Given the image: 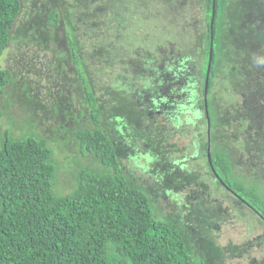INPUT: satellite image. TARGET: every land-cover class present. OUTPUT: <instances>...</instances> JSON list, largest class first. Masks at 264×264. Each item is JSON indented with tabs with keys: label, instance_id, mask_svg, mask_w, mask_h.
Here are the masks:
<instances>
[{
	"label": "rangeland",
	"instance_id": "obj_1",
	"mask_svg": "<svg viewBox=\"0 0 264 264\" xmlns=\"http://www.w3.org/2000/svg\"><path fill=\"white\" fill-rule=\"evenodd\" d=\"M22 1L12 42L0 58V71L10 73L0 94L2 130L49 141L58 163L56 192L70 194L77 174L97 165L77 140V132L92 125L84 103L86 79L100 106L111 108L119 123L130 122L128 131L112 133L128 151L122 165L151 189L164 215L177 213L189 224L193 253L207 256L205 237L222 251L205 264H264L263 224L218 185L202 146L210 135L225 146L234 175L255 184L264 198V0L227 1L215 78L220 85L212 105L217 126L211 134L202 108L207 0ZM51 10L59 14L58 27L44 19ZM244 29L251 33L247 43L253 51L243 58L247 66L237 69L231 58L242 52ZM69 32L77 38L79 67L71 58ZM240 71L249 83L226 85ZM244 114L246 123L240 121ZM172 115L180 116L179 126ZM157 153L172 160L171 184L159 181L165 167L147 159Z\"/></svg>",
	"mask_w": 264,
	"mask_h": 264
},
{
	"label": "trees",
	"instance_id": "obj_2",
	"mask_svg": "<svg viewBox=\"0 0 264 264\" xmlns=\"http://www.w3.org/2000/svg\"><path fill=\"white\" fill-rule=\"evenodd\" d=\"M227 1L207 0L206 6L209 30L201 72L205 95L212 48L206 98L209 118L205 98L202 100L209 134L217 126L212 105L216 87L220 85L215 78L223 52ZM22 11V0H0V58L12 42L11 31ZM44 19L49 26H59V14L55 10H51ZM244 30L242 52L232 54L234 59L231 58L237 69L247 66L243 58H248L246 51H253L247 43L251 33ZM68 37L71 58L79 67L77 38L70 32ZM240 73H232L231 79L230 76L226 78V85L237 88V82L238 85H242L244 80V83H249L246 75ZM9 82L10 73L0 71V94L4 93ZM158 83L163 82L160 80ZM238 92L241 93L242 88L239 87ZM84 93L92 125L78 131L77 140L82 153L91 155L97 165L83 168L77 174L74 190L67 195H60L55 190L58 163L49 141L35 134L15 137L10 131H3L5 110L0 105V264H205L206 259L219 258L221 249L205 237L207 256H196L194 245L188 238L189 224L184 225L177 213L164 215L155 206L151 189L135 182L133 174L123 167L121 161L128 151L119 144L118 136L114 137L112 133L117 130L120 134L124 133L122 128L128 131L130 122L119 123L120 118H115L111 108L108 110L100 106L86 79ZM151 110L152 106L144 112L148 115ZM195 115L199 117L198 111ZM173 117L175 126H179L180 116ZM245 120L244 114L240 121L246 123ZM130 132L141 137L135 131ZM202 146L207 157L210 151L214 171L210 168L218 185L249 207L264 226V198L259 188L234 175L229 151L217 144L213 136L210 135ZM147 159L153 161V167H165L159 181L171 184L172 160L167 158L163 161L159 153L155 158L148 155Z\"/></svg>",
	"mask_w": 264,
	"mask_h": 264
},
{
	"label": "water",
	"instance_id": "obj_3",
	"mask_svg": "<svg viewBox=\"0 0 264 264\" xmlns=\"http://www.w3.org/2000/svg\"><path fill=\"white\" fill-rule=\"evenodd\" d=\"M213 17H214V12H213ZM211 27H213V19L211 21ZM211 58H212V48H211V55H210V62H209V66H208V72H207V78H206V86H205V105H206V114H207V117L209 118V115H208V110H207V90H208V83H209V72H210V68H211ZM208 124H210V121L208 119ZM209 133H210V130H209ZM208 158H209V163H210V166L212 167V161H211V156H210V151L208 152ZM213 169V167H212ZM214 171V169H213Z\"/></svg>",
	"mask_w": 264,
	"mask_h": 264
},
{
	"label": "flooded vegetation",
	"instance_id": "obj_4",
	"mask_svg": "<svg viewBox=\"0 0 264 264\" xmlns=\"http://www.w3.org/2000/svg\"><path fill=\"white\" fill-rule=\"evenodd\" d=\"M178 59H180V61H181V58H178ZM177 61H178V60H177ZM171 66H172V67H175L173 64H172ZM161 81L163 82V79H161ZM158 82H159V81H158ZM170 82H171V81H170ZM159 85L161 86V83H158V87L160 88ZM161 89H162V88H161ZM161 89H160V90H161ZM186 99H187V98H186ZM183 107H184V105H183ZM181 109H182V108H181ZM183 109H184V108H183ZM183 109H182V110H183ZM176 111H177V110H176Z\"/></svg>",
	"mask_w": 264,
	"mask_h": 264
}]
</instances>
